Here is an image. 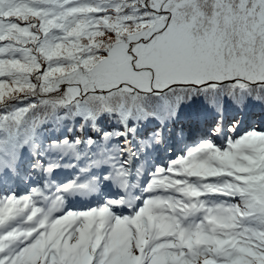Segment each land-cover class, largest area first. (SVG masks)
I'll return each mask as SVG.
<instances>
[{"label":"snow or ice","instance_id":"snow-or-ice-1","mask_svg":"<svg viewBox=\"0 0 264 264\" xmlns=\"http://www.w3.org/2000/svg\"><path fill=\"white\" fill-rule=\"evenodd\" d=\"M0 264H264V0H0Z\"/></svg>","mask_w":264,"mask_h":264},{"label":"trees","instance_id":"trees-1","mask_svg":"<svg viewBox=\"0 0 264 264\" xmlns=\"http://www.w3.org/2000/svg\"><path fill=\"white\" fill-rule=\"evenodd\" d=\"M259 115H260L259 110H257L255 116H259Z\"/></svg>","mask_w":264,"mask_h":264}]
</instances>
